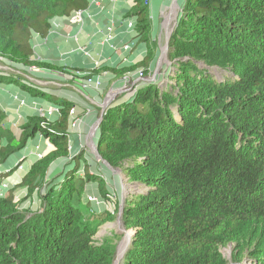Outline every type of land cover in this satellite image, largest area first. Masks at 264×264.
<instances>
[{"label": "trees", "instance_id": "trees-1", "mask_svg": "<svg viewBox=\"0 0 264 264\" xmlns=\"http://www.w3.org/2000/svg\"><path fill=\"white\" fill-rule=\"evenodd\" d=\"M133 4L135 29L147 50L130 72L148 66L155 53L147 45L148 0ZM88 5L0 0V58L58 70L31 60L32 35L45 36L53 19ZM168 56L173 86L144 85L105 111L96 135L101 159L144 189L122 207L131 238L121 264H227L219 250L228 244L234 245L231 264L245 257L264 264V0H184ZM215 70L231 76L219 82ZM59 107V118L47 128L35 117L23 127L17 150L37 133L53 147L17 185L27 197L38 191L53 162L69 156L73 104L62 101ZM12 152L0 150V159ZM76 160L61 182L36 193L35 210H20L13 189L0 198V264L113 263V243L93 242L98 229L113 222L112 214L83 210L85 182L95 181L105 198L104 182L80 177Z\"/></svg>", "mask_w": 264, "mask_h": 264}, {"label": "crops", "instance_id": "crops-1", "mask_svg": "<svg viewBox=\"0 0 264 264\" xmlns=\"http://www.w3.org/2000/svg\"><path fill=\"white\" fill-rule=\"evenodd\" d=\"M133 5V0H115L100 6L89 3L76 18L71 14L53 19L45 36L33 34L30 40L31 60L56 67V71L25 68L0 58V114L3 116L0 120V150L13 151L4 160L0 159V181L9 189L21 182L37 161L36 154L45 156L53 150L39 133L17 150L29 118H41V114L60 108L59 104L46 98L48 95L59 98L60 102L73 104L79 125L72 131L67 126V132L75 145L79 140L81 123L84 121L86 125L93 126L96 118L99 119L102 91L108 85L125 83L130 74L134 78L137 70L142 68L130 74L127 70L142 62L146 54L135 31L136 24L131 29L127 26L128 21L134 18ZM160 5L159 0H148L154 28L161 14ZM108 28L111 29L110 39L107 38ZM125 45L129 47L126 51L122 49ZM152 68L153 63L143 69L149 72ZM121 70L124 72L120 73ZM8 75L14 79L9 81ZM22 85L45 94V97L29 95L21 88ZM56 118L53 117L52 121ZM54 163L49 167L47 180L61 172L59 167H53Z\"/></svg>", "mask_w": 264, "mask_h": 264}, {"label": "rangeland", "instance_id": "rangeland-1", "mask_svg": "<svg viewBox=\"0 0 264 264\" xmlns=\"http://www.w3.org/2000/svg\"><path fill=\"white\" fill-rule=\"evenodd\" d=\"M183 1L184 0H182L179 4V8L176 11L175 19L173 21L170 20L165 25L164 19L169 12L168 5L170 0H159L161 4L159 7L161 10L160 12L161 14L157 20L156 27L154 28L153 25H151L149 28V32H148L149 41L147 43L149 49L151 47H154L155 50V53H153L152 55V60L149 62L150 65L153 63V68L151 69L150 72L146 71V73L144 74V78L148 79V81L146 80L143 81L142 86L146 84H152V85H156L157 87L163 90H168L171 86H173V82L171 81L170 77L173 72L174 62H171L169 60L168 50L165 51L164 56H162L161 49L162 47L165 48L166 39L170 35L169 34L167 36L168 29L171 28L170 32H172L176 24V21L178 19V16L180 14ZM148 11L150 15L149 8ZM143 44L146 51L147 50L146 44L145 43ZM142 68H147V66ZM132 72H129V74ZM211 74L219 82H222L225 78L231 76L226 72H220L217 70L211 71ZM8 76H9L8 78L9 81L14 79L13 76L10 75ZM131 76L132 75L130 74L128 75V77H126V83L118 82L112 87L108 85L107 89L105 91H102V95L100 96V98H101V103L105 102V106L107 105L105 111H107L108 108H111L116 104H119L120 102H125L128 99H130L131 91H124V90L128 89L129 81L132 79ZM4 80L6 81V78ZM122 83L124 85L126 84L127 86L122 87ZM48 96L49 97L46 98L52 101L53 103L55 104L60 103L59 98H55L51 95ZM84 114H86V111L84 112ZM97 120L98 118H96V120L93 122V125L94 123H96ZM89 126L90 124L86 125V122L84 123V121L81 123L79 138H78L79 140L75 145H73L72 141H70L71 150L68 151L69 153L68 158H61L55 161L53 167L54 168L59 167L61 169V172L55 174L51 178V182H49V185L48 184L44 185L45 181L48 182L47 179L45 181L39 182L38 185H40V187L39 189H37L38 191L35 192L32 196H28V197H27L26 189L18 187L17 186L18 184L12 187L10 186L11 187L10 189L7 186L8 188L7 191H10L12 189L14 190V194H13L14 200L18 203V208L20 210H27V209L29 210L31 208L35 210L36 206L38 207V203H39L36 198L37 197L36 193H44L45 190H47L48 186H55L57 185V183L61 182V180L68 174V172H70L73 169L75 165L73 161L76 160L77 157H81L82 161L76 160L75 162H77V164L79 165L78 171H80V175L82 174V178L84 177V174H88L90 175V177H96L104 182L103 193H105V198L102 196V192L99 190L98 184L95 181L85 182V188L83 193V207H84L83 210L89 208L92 209V211L98 213L109 211L112 214L114 218L113 222L106 223L103 226H101L98 229L96 235L94 236L93 242L95 245H100L102 241L109 239L115 246L114 258H113V263H114L117 255L118 245L124 238L123 232L125 231L123 224L121 222V218L118 216L119 212H117L116 209L120 208V215H121L124 202L126 200H130L133 194L144 192V189L138 185H131L130 183H128L126 177L123 175L121 170L112 168L111 166L104 163L101 159L98 158V156L96 155L94 144L96 145V135L98 133L100 123L99 126H97V130L95 132L93 129L94 126H90V127ZM0 183H4V182L0 181ZM88 197H93V199H96L95 202L94 201L88 202L87 201ZM128 237L131 238L129 235ZM219 252L223 256L225 261H227V264L232 263V254L234 252L233 244H228L227 246L220 248ZM121 262L119 264H121ZM240 264H251V263L248 262V260L245 257L242 259V262Z\"/></svg>", "mask_w": 264, "mask_h": 264}, {"label": "built area", "instance_id": "built-area-1", "mask_svg": "<svg viewBox=\"0 0 264 264\" xmlns=\"http://www.w3.org/2000/svg\"><path fill=\"white\" fill-rule=\"evenodd\" d=\"M115 0H89V3L90 4H94L96 6H100L102 5L103 3H107V2H113ZM82 11H78V12H74L72 13L73 14V17L76 18V16H79L80 13ZM136 24V18H133L131 19L130 21H128L127 23V26L128 28H134V25ZM106 32H107V38H111V29L108 28L106 29ZM128 45H125L122 49L124 51H126L128 49ZM146 70L141 68L139 70H137L136 74H135V77L132 78V80L129 81V87L128 89L124 90V91H131L130 93V99H132V97L134 96V93L142 88V83L143 81H148V79H145L144 78V74H145ZM150 72V71H149ZM88 83H91V80H87ZM126 83V81H125ZM124 86H127L126 84ZM129 96V95H128ZM130 99H128L127 101H129ZM107 106V105H106ZM106 106H105V102L101 105V112H100V117L101 115L103 116L104 113H105V110H106ZM59 109H55L54 112L50 111V112H47L46 114H41L40 117L41 119L43 120L42 123L40 124V127L41 129L43 128H47V126L51 123H53L54 121H52L53 117H57L59 118ZM100 117L99 119L96 121V123H94V132L97 130V126H99V123H100ZM56 118V119H57ZM77 125H79V120L77 117H75V108H71L70 111H69V114H68V129L69 131L75 129L77 127ZM96 126V127H95ZM69 134V133H68ZM1 149V148H0ZM67 150L70 151L71 150V145H70V140H69V137H68V146H67ZM43 156L41 154H38L37 155V161L42 159ZM18 169L20 170L21 167H18ZM77 174L79 176L82 177V174L80 175V171L77 172ZM7 191V185L5 183H0V198L4 196L5 192ZM96 199H93V197H88L87 198V201L88 202H95Z\"/></svg>", "mask_w": 264, "mask_h": 264}, {"label": "bare ground", "instance_id": "bare-ground-1", "mask_svg": "<svg viewBox=\"0 0 264 264\" xmlns=\"http://www.w3.org/2000/svg\"><path fill=\"white\" fill-rule=\"evenodd\" d=\"M181 1L182 0H170L169 5H168L169 12L165 16V19H164V23L165 24H167L170 20L173 21L175 19V17H176V11L179 8V4H180ZM170 31H171V28L168 29L167 36L170 34ZM164 53H165V48L162 47V49H161L162 56H164ZM37 155H36V157H37ZM123 235H124V238L119 243L118 248H117V255H116V259L114 261V264H119L121 262V260L123 258V255L126 252L128 246L130 244V238L128 237L129 234L126 231H124L123 232ZM129 236H131V235H129Z\"/></svg>", "mask_w": 264, "mask_h": 264}, {"label": "water", "instance_id": "water-1", "mask_svg": "<svg viewBox=\"0 0 264 264\" xmlns=\"http://www.w3.org/2000/svg\"><path fill=\"white\" fill-rule=\"evenodd\" d=\"M171 33L172 32H170V35H171ZM170 35H169V37L166 39V44H165V51H167L168 50V40H169V38H170ZM102 115H101V117H100V121L102 120ZM94 148H95V150H96V155L98 156V158L99 159H101V157L99 156V154H98V152H97V148H96V145L94 144ZM102 160V159H101ZM103 161V160H102ZM104 163H106L105 161H103ZM107 164V163H106ZM118 216L120 217V210H119V214H118ZM114 264V263H113Z\"/></svg>", "mask_w": 264, "mask_h": 264}]
</instances>
